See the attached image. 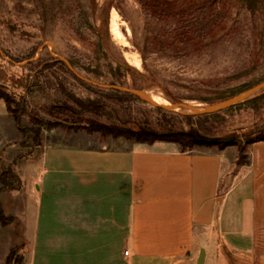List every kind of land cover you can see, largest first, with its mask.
Masks as SVG:
<instances>
[{
	"label": "rangeland",
	"instance_id": "obj_1",
	"mask_svg": "<svg viewBox=\"0 0 264 264\" xmlns=\"http://www.w3.org/2000/svg\"><path fill=\"white\" fill-rule=\"evenodd\" d=\"M114 12L119 35L113 32ZM77 74L160 97L168 105H220L264 82V0H0V87L12 94L17 109L24 101L22 125L41 128L37 145L35 133L21 131L12 113L0 116V140L7 138L0 145V170L11 167L28 197L36 188L39 149L54 130L47 122L165 133L188 129L187 117L198 114L160 108L139 96L109 98L84 86ZM221 93L229 96L212 103L203 99ZM262 94L264 87L194 122L195 133L216 138L264 131V98H257ZM73 97L100 98L105 105L75 115L61 109L65 103L78 108ZM8 226L1 227L2 246L7 235L8 253L18 248L23 254L19 222Z\"/></svg>",
	"mask_w": 264,
	"mask_h": 264
},
{
	"label": "crops",
	"instance_id": "obj_2",
	"mask_svg": "<svg viewBox=\"0 0 264 264\" xmlns=\"http://www.w3.org/2000/svg\"><path fill=\"white\" fill-rule=\"evenodd\" d=\"M47 135L34 198L23 183L0 193L23 264H264V141L242 164L236 145L182 151L72 127ZM2 226L0 259L10 249Z\"/></svg>",
	"mask_w": 264,
	"mask_h": 264
},
{
	"label": "trees",
	"instance_id": "obj_3",
	"mask_svg": "<svg viewBox=\"0 0 264 264\" xmlns=\"http://www.w3.org/2000/svg\"><path fill=\"white\" fill-rule=\"evenodd\" d=\"M49 65H54V63H50ZM118 66L124 70L127 71V67L123 64L119 63ZM77 79L86 87L93 89L94 91H97L103 95H106L109 98H115L119 101H126L130 100L132 98L137 97V95L123 91L116 88H103L100 86H96L92 83L87 82L86 80L78 77L75 75ZM238 92V91H237ZM234 94L231 93L229 95ZM228 94L221 93L219 96H216L214 99L212 98H203L206 102H214L215 100L224 99L229 96ZM264 98V94L257 98ZM255 98V99H257ZM0 99H2L7 107L8 112L12 113L14 120L16 121V124L18 125L19 129L23 132H27L28 130H31L35 133V139L37 142V145H40V132L41 128H34L32 126L25 127L22 125V115L24 113V101L21 102L20 105H23L19 107L18 109L15 107L17 103L15 102V99L13 98L12 94L8 91L4 90L2 87H0ZM75 103L77 104L78 108L73 107L69 104H64L61 106V109L69 111L75 115H81V113L86 111H99L101 108L104 107L105 102H103L100 98H88V99H81L78 97H73ZM212 99V100H211ZM211 115L210 113L205 114H192L189 115L188 118V124L190 127L188 129L184 127H180L175 130H169L165 133H156L151 131H133V130H123L115 127H109L107 125L98 124L95 122H92L88 126L84 125H74V124H61L58 122H47L46 126L49 129H55L58 126L63 128H74V129H85L89 132H99L102 135H112V136H123L128 139H134L139 142H147L152 143L154 141H172L176 142L180 145V148L182 151H188L195 145H217L219 147H223L226 145H236L239 150V156H238V163H247L249 161L248 154H246V149L248 145L251 143L257 142V141H264V131H250V132H244L242 134H236L233 135L234 139L229 143H219V144H210L202 141H197L195 137L193 136V133L197 131L196 126L194 125V122L200 121L202 118H209ZM74 120V121H78ZM74 123V122H72ZM41 125V124H40ZM22 186L21 179L17 173L13 171L11 167L2 168L0 170V193L2 191L6 190H15L19 189ZM15 220V217L12 215H7L4 211L3 204L0 200V224L5 226L10 223H12ZM4 264H23V254L19 253L18 248H12L10 252L8 253L5 263Z\"/></svg>",
	"mask_w": 264,
	"mask_h": 264
},
{
	"label": "water",
	"instance_id": "obj_4",
	"mask_svg": "<svg viewBox=\"0 0 264 264\" xmlns=\"http://www.w3.org/2000/svg\"><path fill=\"white\" fill-rule=\"evenodd\" d=\"M78 76L80 78L86 80L87 82L92 83V84H94L96 86H100V87H103V88H116V89H120V90H123V91H127V92H130V93H133V94H135V95H137V96H139V97L151 102L153 105H155L157 107H160V108L174 110L176 108L182 107V108H188V109L192 110L194 113H198V114L213 113V112L219 111L221 109L227 108L228 106L233 105L236 102L243 101V100L247 99L253 93H255L256 91H258L259 89L264 87V82H262L261 84L253 87L251 90H249L247 93H245L243 95H239L237 97L229 99V100L223 102L220 105L212 106V107L207 108V109H200V108H197L195 106H191V105H189L187 103H178V104H169V105L168 104H160L157 101H155L151 96H149L148 94H145L143 92H140V91H137V90H133V89H130V88H126V87H122V86H117V85H104V84L95 82L93 80L84 78V77H82L80 75H78ZM193 136L195 137V139L197 141H202V142H206V143H210V144L229 143V142H231L234 139V136L205 138V137L199 136L195 132L193 133Z\"/></svg>",
	"mask_w": 264,
	"mask_h": 264
},
{
	"label": "bare ground",
	"instance_id": "obj_5",
	"mask_svg": "<svg viewBox=\"0 0 264 264\" xmlns=\"http://www.w3.org/2000/svg\"><path fill=\"white\" fill-rule=\"evenodd\" d=\"M117 16V13L116 12H114L113 13V32H115L116 34H118L119 35V31L120 30H118V26H117V23H116V21L114 20V18ZM112 32V33H113ZM135 63L137 64V65H139V60H135ZM155 101H157L158 103H160V104H166L165 103V101H163V99H161L160 97H155V96H153L152 97ZM167 102V101H166ZM168 103V102H167Z\"/></svg>",
	"mask_w": 264,
	"mask_h": 264
},
{
	"label": "built area",
	"instance_id": "obj_6",
	"mask_svg": "<svg viewBox=\"0 0 264 264\" xmlns=\"http://www.w3.org/2000/svg\"><path fill=\"white\" fill-rule=\"evenodd\" d=\"M125 254H128V251H125Z\"/></svg>",
	"mask_w": 264,
	"mask_h": 264
}]
</instances>
